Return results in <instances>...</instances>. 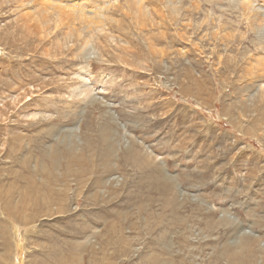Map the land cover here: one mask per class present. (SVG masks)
I'll list each match as a JSON object with an SVG mask.
<instances>
[{"label":"rangeland","instance_id":"1","mask_svg":"<svg viewBox=\"0 0 264 264\" xmlns=\"http://www.w3.org/2000/svg\"><path fill=\"white\" fill-rule=\"evenodd\" d=\"M137 2L0 0V264H264V0Z\"/></svg>","mask_w":264,"mask_h":264},{"label":"bare ground","instance_id":"2","mask_svg":"<svg viewBox=\"0 0 264 264\" xmlns=\"http://www.w3.org/2000/svg\"><path fill=\"white\" fill-rule=\"evenodd\" d=\"M141 8H143V6H142V0H138V2H137V9L138 10H140ZM63 12V11H62ZM79 15V14H78ZM98 16H100V15H98ZM34 117V116H33Z\"/></svg>","mask_w":264,"mask_h":264}]
</instances>
